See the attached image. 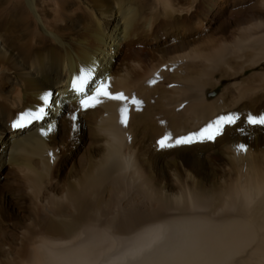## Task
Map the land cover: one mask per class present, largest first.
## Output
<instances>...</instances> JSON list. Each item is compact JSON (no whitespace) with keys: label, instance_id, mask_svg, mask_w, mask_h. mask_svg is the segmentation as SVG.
<instances>
[{"label":"bare ground","instance_id":"6f19581e","mask_svg":"<svg viewBox=\"0 0 264 264\" xmlns=\"http://www.w3.org/2000/svg\"><path fill=\"white\" fill-rule=\"evenodd\" d=\"M7 1L11 12L0 18V197L8 200L0 219L18 204L23 216L14 219L25 223L16 231L0 227V264H264V126L245 122L249 113H264V70L257 71L264 19L251 16L231 32V43L206 54L195 42L207 34L213 0L195 9L190 0H144L164 17L141 10V25L136 0ZM173 27L183 31L178 42L167 32ZM89 68L113 93L142 101L127 128L119 102L78 108L70 86ZM224 79L235 93L228 87L209 100ZM46 93L56 98L50 108ZM41 107L43 121L24 132L12 128ZM237 109L244 117L204 145L223 164L217 185L186 173L171 194L150 175L162 136L197 132ZM240 144L246 152L237 151Z\"/></svg>","mask_w":264,"mask_h":264},{"label":"rangeland","instance_id":"374dc122","mask_svg":"<svg viewBox=\"0 0 264 264\" xmlns=\"http://www.w3.org/2000/svg\"><path fill=\"white\" fill-rule=\"evenodd\" d=\"M263 1L264 0H213V4L215 3L214 7L212 8L211 4L207 6V9H210L208 11L210 20L207 21V34L202 41L195 42L197 43L196 46L202 48L205 53L208 54L215 51L222 43H231L233 39L232 35H234L231 32L235 31L239 26L251 24L253 22L251 20L249 21L251 16L259 14L262 19H264V6H261ZM207 2L208 0H190V5L195 9L197 5H206ZM136 3H139L138 8L140 10V25L141 10L144 17H151L153 15V17L157 18L158 21L164 17L163 10L161 8H157L151 1L143 4L144 0H136ZM9 12H11L9 2L7 0H0V18L6 17ZM212 19L213 21H211ZM243 19H248V21H244L242 24L241 21ZM175 28H167V32L176 38L175 42H178V39L183 31L178 29L175 31ZM191 28L194 29V26H191ZM261 69L264 70V66L258 68L257 71H261ZM251 73L252 71H248L246 75L248 76ZM232 83V80H222L220 85L209 90V100L217 98L228 87V93L233 95L235 93V89L231 87ZM245 104L246 103L243 105ZM235 112L239 113L238 109L235 110ZM241 112V118H243V111ZM243 123L244 122L241 121L240 125H244ZM59 124L61 126L60 122ZM208 144L209 143H207V145ZM204 145L206 144L177 146L167 149L159 148L157 151L151 152L148 160L152 165L149 172L150 175L154 176L159 183H163L166 186V190L169 191L168 193L171 194H176L178 192V187L184 184L186 173L191 174L202 184H207L208 186L211 184L217 185L221 179L220 170L223 164L221 160L219 161L220 157L214 154L211 149L206 152L204 150ZM84 150L85 148L81 149V152L77 154L81 156ZM174 178L180 183L179 185L174 186ZM5 196L6 195L3 194L0 197V203L2 202L1 204H3L4 201L7 202L8 199ZM13 207L15 209L8 211V216L5 217V219H0V227L6 226L8 229H14V231H16V228H18L17 226H21V224H24L25 222L23 218L19 219V222L14 219L21 214V216H23L20 205L17 204ZM9 241L14 242V245L18 244V240L16 239L14 241L9 239Z\"/></svg>","mask_w":264,"mask_h":264},{"label":"snow or ice","instance_id":"6c2138e0","mask_svg":"<svg viewBox=\"0 0 264 264\" xmlns=\"http://www.w3.org/2000/svg\"><path fill=\"white\" fill-rule=\"evenodd\" d=\"M153 84L155 81L152 82ZM111 84L106 78L96 79L92 68L87 70L82 69L81 72L73 78L70 90L74 98L78 102V108L87 112L90 109H96L105 101L119 102L120 108V124L127 128L130 120V112L133 108L137 111L141 110L142 101L134 96L129 98L123 92L113 93ZM55 99L52 94L46 93L42 100L49 108L53 106ZM132 106V107H130ZM46 115L45 108L41 107L38 111H28L19 116V119L13 122L12 128L24 132L31 128L36 122L44 120ZM72 120L77 119L75 114H72ZM241 119L240 113H227L217 117L214 121L206 124L197 132L189 133L181 137H173L171 134H165L158 140L160 149H167L173 146H192L194 144L214 143L224 130L235 126ZM245 122L250 126H264V113L254 115L249 113L245 117ZM40 134L44 137L49 135V132L41 127ZM238 152H246L247 146L240 144L237 146ZM51 156V153H49Z\"/></svg>","mask_w":264,"mask_h":264}]
</instances>
